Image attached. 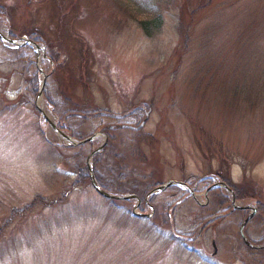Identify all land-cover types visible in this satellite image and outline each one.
I'll return each mask as SVG.
<instances>
[{
	"label": "rangeland",
	"instance_id": "1",
	"mask_svg": "<svg viewBox=\"0 0 264 264\" xmlns=\"http://www.w3.org/2000/svg\"><path fill=\"white\" fill-rule=\"evenodd\" d=\"M0 32L42 46L23 42L15 59L0 37V264H264L239 232L248 214L244 235H264L253 207H264V0H0ZM26 66L37 89L43 79L38 96ZM38 105L74 140L95 134L76 147ZM95 107L119 117L81 116ZM145 111L138 128L109 126ZM107 133L101 164L139 191V178L193 188L152 192L170 221L161 203L133 214L135 198L78 178ZM220 176L248 211L223 206L220 185L204 194Z\"/></svg>",
	"mask_w": 264,
	"mask_h": 264
},
{
	"label": "trees",
	"instance_id": "2",
	"mask_svg": "<svg viewBox=\"0 0 264 264\" xmlns=\"http://www.w3.org/2000/svg\"><path fill=\"white\" fill-rule=\"evenodd\" d=\"M146 22V20H142V25H144V23ZM30 38L34 39V40H38L36 36L34 35H30ZM23 48H29L28 44H20V45H17L15 47H12V57H15V59H18V56L20 54V52H22ZM52 55L53 54H49V58L51 59L52 61ZM29 66H26L24 69H23V74H24V78H25V82L28 83V85L30 86V89L33 93L36 92L37 88H36V85H37V70L34 68V66H31V69L29 70ZM42 97H44L45 101H48V103L52 102L50 99H49V96L47 94V92L45 90L42 91ZM70 112V111H68ZM92 115H100V116H111V117H119V114L115 113V112H111V111H108L107 109H104V108H98V107H95L93 110L89 111L88 113H85L83 112V114H81L82 117H87V116H92ZM123 115L125 116H130L131 115H134V119L136 118V115H135V111H127V112H124ZM60 123V122H59ZM59 123H55L59 128H62V124L60 125ZM108 131V130H107ZM106 139L107 141L105 142L104 146L102 147L101 151L99 153H95L93 154L92 156V172H93V175H94V178L96 180V182L98 183L99 186H101L102 188L110 191V192H122V191H127V192H134L136 193L138 196H139V203H138V206L140 208H143V206L147 205V204H152L154 207L156 206L157 207V204H162L164 208L163 211H165L167 209V213H163L162 215V219L161 221L166 223L170 220V217H169V214H168V209H169V205L166 204V202H161V201H158L157 198H156V194L154 193H150L148 196H147V201L144 200V196L146 194V192L152 188L153 186L159 184V183H146L145 180L139 178L140 180L139 181H142V188H141V191H139L137 189L138 185L137 183L134 184V182H132L133 180H129V179H126L124 177V179H122V177L120 176V173L118 171H115L114 169L115 168H112L111 165L113 164H106V165H102L100 162L101 160V154L104 152L106 153L110 147L109 144V140L111 139L110 138V135L107 133L106 135ZM84 145L83 142H78L76 144V147L78 148H82V146ZM75 146V145H74ZM115 167H119L118 164H114ZM106 170H105V169ZM105 170V171H104ZM78 171V178H82V177H88V173L85 171V169L83 167H80ZM220 178L228 185L232 188L233 192H234V196L237 197L238 196V190L237 188L235 187L234 184H232L227 177H222L220 176ZM123 180V181H122ZM77 182V181H76ZM75 182V183H76ZM79 182V180H78ZM171 187H175V188H181L179 187L178 185L176 184H167L165 186L164 189L160 190L161 192H163L164 190H166L167 188H171ZM182 189V188H181ZM224 197L226 196V194H223ZM120 201L122 200H129L128 198H119ZM32 206V205H30ZM239 209V208H237ZM257 215V218H260L262 221H264V207H258V214H255ZM262 240H255V241H251L253 243H259V242H262ZM248 248L250 249H253V250H260V249H264V246H258V247H252V246H247Z\"/></svg>",
	"mask_w": 264,
	"mask_h": 264
},
{
	"label": "water",
	"instance_id": "3",
	"mask_svg": "<svg viewBox=\"0 0 264 264\" xmlns=\"http://www.w3.org/2000/svg\"><path fill=\"white\" fill-rule=\"evenodd\" d=\"M0 37L3 38V39H5V40H7V41H9V42L16 43V45L21 44V43H23V42H29L30 44L33 45V47H34V51H35L36 54H38L39 49L42 50V46H41V45H39L35 40L30 39V38H28V37L20 36V37H19L20 39L23 37V39H22L20 42H17V41H16V38L9 37V36H7V34L2 33V32H0ZM42 55H44V54H42ZM42 83H43V79L41 80V82H40V86H39L38 89H37V93H36L37 96H38L39 94H41V86H42ZM38 109H39V111L41 112L42 116L48 121V123H49V124H50V125H51V126H52V127H53V128H54V129H55V130H56V131H57V132L63 137V138L67 139L69 142H79V141L87 140V139H90V138L95 134V132H94V133H92V134H90V135H88V136H85V137H83V138H80V139L74 140L70 135H68L67 133H65L64 131H62L59 127H57L56 124H55L54 122H52V121L48 118V116L46 115V113L44 112V110H43L39 105H38ZM146 114H147V111L144 112L143 117H142V118L140 119V121H139L137 124H135V125L128 124V123H118V124H110L109 126L112 127V126L115 125V126H119V127H123V126H124V127L138 128V127H140V126L142 125V123L144 122V119H145ZM100 147H101V145H99V146L93 148V149L89 152V155L92 154L93 152L97 151ZM87 169H88V177H89L90 184L92 185V187H93L97 192H99L100 194H102V195H104V196H106V197H112V198H128V197H130V198H135V202H134V204H133V206H132V210H131V212H132L133 214H141V215H144V216H147V215H150V214H151V210H150L149 212H138V211L135 210V207L137 206V204H138V202H139V197L137 196V194H135V193H120V194H119V193H114V192H110V191H108V190H105V189H103L102 187H100V186L97 184V182L95 181V178H94V176H93V172H92V168H91L90 165H87ZM170 183H178V184H180V185H182V186H185V187L189 190V192L193 193L192 189H191V188H190L185 182H183V181H181V180H178V179H167V180L163 181L162 183H160V184H158V185H156V186L150 188V189L148 190L147 194H149V193H151V192H154V191H156V190H158V189H161V188L164 187V185H166V184H170ZM214 185H221V186L224 187L228 192H230V203L232 204V207H244V206H245L244 204H242V205H240V204H235V198H234V195H233L232 189H231V188H230V187H229L224 181H222V180L214 181V182H212L208 187H210V186H214ZM206 189H207V188H206ZM206 189H205L204 191H206ZM145 199H146V196H145ZM247 216H248V215H247ZM247 216H245V217L242 219V221H241V223H240V225H239V232H240V234H241V237L243 238L244 242H245L246 244H248L249 246H255V247H258V246H262V245H264V242L259 243V244L251 243V242H249V241L247 240V238L245 237V235H244V233H243V230H242V227H243V223H244V221H245V219H246ZM215 250H216L215 244L212 243V252H211V253L215 252Z\"/></svg>",
	"mask_w": 264,
	"mask_h": 264
},
{
	"label": "flooded vegetation",
	"instance_id": "4",
	"mask_svg": "<svg viewBox=\"0 0 264 264\" xmlns=\"http://www.w3.org/2000/svg\"><path fill=\"white\" fill-rule=\"evenodd\" d=\"M217 180H222V179H221V178H218ZM185 183H186V182H185ZM173 184L178 185L179 187L182 188V190H188L186 187L181 186V185H179L178 183H173ZM181 188H180V189H181ZM191 189H192L193 193L189 192V190H188V192H189L191 195H194V194H195V191L193 190V188H191ZM228 204H229V203H224L223 206H224V205L227 206ZM245 206H246V205H245ZM245 206H244V212H245V211H248V207H245ZM253 207H254V210H257V211H258V206H257L256 204H255ZM217 215H218V213H215V214H213V217H214V216H217ZM247 215H248V214H247ZM207 223H208V222H207ZM207 223L204 225L205 227H206V226L208 227ZM201 226H202V225H201ZM201 226H200V227H201ZM212 235H213V232H212ZM246 238H247V237H246ZM247 239H248V238H247ZM210 240H211V250H209V253L212 252V243H214L213 237H211ZM243 242H244V241H243ZM244 243H245V242H244ZM215 252H216V250H215Z\"/></svg>",
	"mask_w": 264,
	"mask_h": 264
},
{
	"label": "bare ground",
	"instance_id": "5",
	"mask_svg": "<svg viewBox=\"0 0 264 264\" xmlns=\"http://www.w3.org/2000/svg\"><path fill=\"white\" fill-rule=\"evenodd\" d=\"M40 102V101H39ZM212 187H215V186H210V187H207V188H212Z\"/></svg>",
	"mask_w": 264,
	"mask_h": 264
}]
</instances>
